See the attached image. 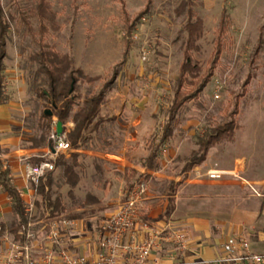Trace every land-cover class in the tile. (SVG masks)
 I'll use <instances>...</instances> for the list:
<instances>
[{
    "label": "rangeland",
    "instance_id": "1",
    "mask_svg": "<svg viewBox=\"0 0 264 264\" xmlns=\"http://www.w3.org/2000/svg\"><path fill=\"white\" fill-rule=\"evenodd\" d=\"M1 4L9 25L2 60L9 125L2 133L0 170L8 169V155L27 163L44 154L56 125L55 115L51 123L43 117L54 110L43 94L48 87L35 53L49 46L66 59L76 78L63 132L70 149L51 159L54 169L36 187L32 212L23 202L38 238L51 221L76 220L96 230L139 181L147 184L148 196L167 198L163 214L169 210L171 187L187 179L201 193L221 184L247 195L250 184L264 195V0H46V18L39 14V0ZM188 7L201 35L188 43L195 69L185 76L182 90L192 92L198 77L208 82L180 107L171 136L159 143L188 42ZM217 46L221 53L214 64ZM68 72L57 74L64 80ZM100 91L105 92L101 121L96 129L89 124L73 148L69 135L76 112ZM232 118L231 138H221L199 168L184 173L198 140ZM19 147L36 150L14 152ZM152 150L157 153L154 168L145 164ZM211 169L224 174L210 179ZM40 185L51 207L38 193Z\"/></svg>",
    "mask_w": 264,
    "mask_h": 264
},
{
    "label": "crops",
    "instance_id": "2",
    "mask_svg": "<svg viewBox=\"0 0 264 264\" xmlns=\"http://www.w3.org/2000/svg\"><path fill=\"white\" fill-rule=\"evenodd\" d=\"M5 103L0 104V145L4 147L2 133L9 125L6 115ZM36 149H14L16 153H23ZM46 150V149H45ZM8 169L6 172L9 183L18 191L26 204L32 200L34 194L25 178L27 165L21 163L16 154L8 155ZM40 158L39 155H36ZM205 162V161H204ZM199 168V167H196ZM216 180V179H214ZM189 179L181 183L175 192L174 210L170 215L163 214L168 206L167 198L159 200L157 197L146 195L144 201V215L155 228H166V234L180 233L183 239L180 243L173 239L160 241V247L154 251L146 264H253L248 259L241 258L242 249L237 245L233 250L226 251L224 243L229 237H243L250 246L252 253L264 255V195L253 192L243 195L240 191L232 190L229 186L221 184L208 185L204 193L197 191V185H190ZM264 190V182H262ZM200 204V206H199ZM14 220L10 198L0 184V264L13 250V245H29V259L24 264H42V257L46 249H52L57 261L59 253L63 250L75 255H84L92 259L99 252L98 228H88L79 225L78 221H51L47 230L38 238L35 232V223L26 218L18 230V239L15 232L10 229ZM31 223V239L26 238L27 225ZM60 223V224H59ZM15 224V223H14ZM45 226V227H46ZM57 231L56 242L50 238L51 230ZM37 233V234H36ZM145 232L136 225L126 236L125 243L141 241ZM122 259L128 258L123 253ZM264 264V263H263Z\"/></svg>",
    "mask_w": 264,
    "mask_h": 264
},
{
    "label": "trees",
    "instance_id": "3",
    "mask_svg": "<svg viewBox=\"0 0 264 264\" xmlns=\"http://www.w3.org/2000/svg\"><path fill=\"white\" fill-rule=\"evenodd\" d=\"M45 2L46 0H39L38 11L42 18H46L47 16V7ZM187 4L189 6L188 2ZM193 12L194 11L188 7L187 9L188 19L185 25V32L187 34L188 42L186 44L183 62L179 69V76L177 79L176 88L174 90L173 100L167 111V121L162 127V134L159 143H163L171 136L172 130L174 128L173 124L175 123L176 115L180 107L188 100L196 97L201 92L205 84L208 82V78H204V76L203 78L198 77L196 81L194 82L192 81V84L194 86V90L192 92L185 93L182 90L184 82H187L185 76H187V74L192 73L193 70L195 69L190 61L189 48H188L190 44L188 43L194 42V40H196L201 35L200 23L198 20H194L195 14ZM22 19L24 23L27 24L26 18L23 15H22ZM45 29L46 27L44 25L40 26L39 32L42 38L46 32ZM8 31H9V25L0 0V104L5 103L6 101V96L3 92L2 60L5 57V45H6V38ZM128 33H131V30H128L127 34ZM127 47L128 46L125 47L124 54L127 52ZM214 52L215 53L212 60L214 61L213 63L215 64L219 60L221 49H219L217 46ZM35 60L39 64L40 71L46 77V84L48 87V91L43 92V94H45L46 97H49L52 100V107L54 110V113L53 114L50 113L49 115L44 112L43 117H45L51 123L52 116L55 115L57 117L56 122L60 121L62 123L63 132H64L65 121L73 106V102L71 100V91L76 81V78L73 76V73L68 72L69 69L66 59L59 56L55 51H53V49H51L49 46L45 44L41 46L40 49L35 53ZM59 72L62 73L68 72L67 79L63 80L60 76H58L57 73ZM104 94H105L104 91H100L96 95L89 96L84 100L83 106L78 108L76 112V116L73 119V122L75 123V129L74 132L70 133L69 135V139L71 141L73 148H77L79 140L83 137L82 132L86 127H88L89 124L92 123L93 129H96L98 127L101 121V118L98 115H99L100 107L104 103V96H105ZM95 118L96 120L93 121V119ZM235 128H236L235 120L232 118L230 122L217 126L213 128L210 132H206L204 136H202L198 140L196 149L193 151V153L186 161V164L183 168L184 173L191 171L194 167L199 166L202 162H204L209 148L212 147L214 144H216L221 138H227V139L231 138ZM156 158H157V153L154 150H152L146 157L145 164L151 168H154L155 167L154 162ZM40 160L39 158H33L30 161L38 162ZM0 184L4 189V191L6 192L7 196L10 198L12 204V211L17 217L13 230L15 232V239H18L19 237L17 232L18 230H20L22 224L26 222V217L24 216L23 213V201L18 191L9 183L5 171H0ZM179 185L180 184H176L173 187H171L172 195L169 197V210L168 212H166V215L168 216L175 208L173 196L177 191ZM43 188L44 187L40 185V190L38 193L41 195L42 200H44L47 203V206L51 207L53 203L48 201V197L44 193Z\"/></svg>",
    "mask_w": 264,
    "mask_h": 264
},
{
    "label": "built area",
    "instance_id": "4",
    "mask_svg": "<svg viewBox=\"0 0 264 264\" xmlns=\"http://www.w3.org/2000/svg\"><path fill=\"white\" fill-rule=\"evenodd\" d=\"M49 145L46 152L40 155L42 158L36 164H29L25 170V178L31 186L33 194L36 187L43 181L46 175L54 169L51 161L58 153L70 149V144L65 140L63 134L56 133V127H53L49 133ZM224 171L209 170L207 176L210 179H220ZM251 191L259 195L255 187L249 184ZM147 195V184L144 181L135 183L128 191L126 199L120 207L109 214L98 227L99 252L92 259L84 255H75L69 251H61L57 261L52 249H46L42 257V264H146L150 255L159 249L160 241H170L180 243L183 239L182 234H166V228H155L146 219L142 218L144 201ZM34 207L33 200L26 203L25 211L32 212ZM139 225L144 230L145 236L141 241L135 243H125L126 236ZM27 239L33 237L30 232L31 223L27 225ZM2 227L0 225V232ZM50 238L56 242L57 231L51 230ZM237 245L242 249L241 258L248 259L253 264H263L264 255L252 253L248 241L243 237H229L224 243L226 251L233 250ZM29 245H13V250L2 261V264H24L22 259H29ZM123 253L128 254V258L122 259Z\"/></svg>",
    "mask_w": 264,
    "mask_h": 264
},
{
    "label": "water",
    "instance_id": "5",
    "mask_svg": "<svg viewBox=\"0 0 264 264\" xmlns=\"http://www.w3.org/2000/svg\"><path fill=\"white\" fill-rule=\"evenodd\" d=\"M45 113L48 114V115L50 114L49 111H45ZM55 127H56V133L58 135H62L63 134V126H62V123L60 121L56 122Z\"/></svg>",
    "mask_w": 264,
    "mask_h": 264
}]
</instances>
